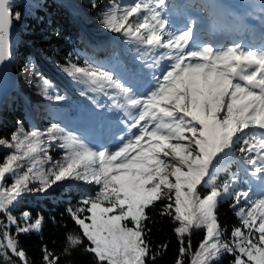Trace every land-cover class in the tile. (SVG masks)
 Masks as SVG:
<instances>
[{"label":"snow or ice","instance_id":"1","mask_svg":"<svg viewBox=\"0 0 264 264\" xmlns=\"http://www.w3.org/2000/svg\"><path fill=\"white\" fill-rule=\"evenodd\" d=\"M92 7L100 9L106 30L143 49L142 58L152 56L150 67L169 63L143 93L87 61L80 66L69 59L62 68L88 90L108 95L123 114L128 134L114 147H95L56 123L25 131L18 122L10 137L0 138L9 150L0 158V264H16L13 257L29 264L18 236L42 228V217L13 215L24 196L72 180L95 190L67 209L79 232L67 235L65 256L82 248L94 264H156L169 247L153 248L149 239L150 212L159 208L175 225V264H216L225 254L232 264H264V191L253 198L251 188L237 189L236 173L219 187L213 183L215 174L228 171L221 162L238 150L250 177L264 185V46L191 47L197 20L189 17L184 29L172 31L166 0L106 6L92 0ZM20 16L14 0H0V65L13 59L11 30ZM30 71H36L31 61L21 68L29 83ZM39 82L47 100L66 99L50 95L43 76ZM54 147L63 153L58 160ZM224 198L233 201L240 221L227 238L217 215ZM196 230L204 236L194 248ZM42 253V264H60L47 247Z\"/></svg>","mask_w":264,"mask_h":264},{"label":"trees","instance_id":"2","mask_svg":"<svg viewBox=\"0 0 264 264\" xmlns=\"http://www.w3.org/2000/svg\"><path fill=\"white\" fill-rule=\"evenodd\" d=\"M97 2L101 6H106L111 4L112 0H97ZM116 2L126 4L131 1L116 0ZM186 2L189 5L194 3L193 0H186ZM68 3H72L81 14H84V23L91 29L92 35L84 29L78 19L71 15ZM14 11L21 14L19 20H14L21 28V42L16 59L19 72L30 58L34 59L37 63V73L53 85V90L49 94H59L66 99L61 103L52 104L54 115L52 111L39 112L27 97L20 94L13 95L0 113V138L10 137L11 133L17 129L18 122H23L25 131L34 128L46 129L53 123L62 126L63 119L70 120L81 116L94 117L98 119L94 121L100 125L111 122L103 116L109 111L106 101L109 96L106 95L105 99L88 90L86 85L74 81L62 68L66 66L69 59L80 66L87 61L111 71L121 80L123 76L136 78L143 66L141 53L144 50L137 51V46L129 43L126 37L106 30L100 23V9L92 7V0H17L14 1ZM202 11L204 12L202 19L207 17L213 22H218L214 18L212 9L202 8ZM60 75L67 78L66 83L62 82ZM8 151L0 147V158ZM62 154L59 148L54 147L51 150L54 159H60ZM240 159L241 154L238 150H234L228 159L221 162V167H227L228 171L215 174L213 183L219 187L228 181L232 173H236L239 181L235 187L237 189L251 188L255 198L264 191V185L261 184L258 188L253 186L254 179L248 174L250 170L240 163ZM94 190L92 185L72 180L58 183L47 192L24 196L13 210V215L19 216L22 211H28L33 220L38 217L43 218L39 232L33 231L18 236L19 247L26 252L29 264H42L44 247L60 256V264H94L92 256L82 248L74 250L71 255L63 254L67 235L79 232L78 226L70 218L67 209L70 206L75 207L82 195ZM232 203L230 198H224L217 210L218 220L226 230L225 238L233 227L240 224ZM150 215L152 221L148 225L151 229L149 239L153 248L165 243L169 245L162 257L156 260V264H175L179 247L173 232L175 225L170 218L159 215V208L152 209ZM203 236V230L193 232L191 240L194 248ZM232 259L231 255L225 254L216 264H232ZM13 260L19 264L15 257Z\"/></svg>","mask_w":264,"mask_h":264},{"label":"rangeland","instance_id":"3","mask_svg":"<svg viewBox=\"0 0 264 264\" xmlns=\"http://www.w3.org/2000/svg\"><path fill=\"white\" fill-rule=\"evenodd\" d=\"M200 1H203V5L213 4L215 6L213 9L216 10V13L219 18L224 21L226 20L230 31H232L231 36H238L235 40H232V37H227L226 31L215 30L214 27L211 26L210 22L204 25L203 28H200L198 27L197 21L195 35L193 37L194 44L200 46L204 43H212L217 48H227L229 46H232L234 43H241L246 47L257 45L254 41L257 36L256 29L258 27L264 29V20L261 19V17L264 16V0ZM180 2L182 3L183 0H169L166 2L167 7L164 9L165 17L170 21V28L172 31H180L184 29L189 17L196 20L199 16V14L193 8L188 9L185 6L177 7L175 5L177 3L179 4ZM78 11L79 10H77V12ZM82 16L83 18L85 17L84 14H82ZM220 38H225L223 40V42H225V45H218L217 42L220 40ZM261 43L262 41L260 38V44ZM29 61L34 63L36 69L37 63L34 61V59L30 58L28 62ZM168 63V61H161L160 66L158 68H164L167 66ZM151 64L152 58H148L147 61H145V66L147 69L146 71L150 70L151 74H158V71L154 70L156 69L154 68V66H149ZM52 71L56 73L53 69ZM19 74L21 75V73ZM147 75L148 72H146L144 78L141 79V81H143L142 83H144L145 81L148 83ZM29 76L32 80L31 83H29V81L21 75L19 83L21 85V89L19 94L21 96L27 97L28 100L31 101L34 106H37V108L41 110V113L46 111H53V102L45 98L44 93L41 89L39 82L41 75L37 73V71H30ZM61 79L63 83L67 82L66 77L62 76ZM151 83L153 85L155 84L154 82ZM132 84L133 83H130V85L133 86L134 89L139 93H142L141 90L146 89V87H141V84L139 86L137 84ZM52 90L53 85L48 89V92L50 93ZM95 93L101 95V93ZM109 111L110 115L112 116L113 122L111 124H105L103 127H100L99 123L94 121L93 119L84 117H74L73 119H70L69 122L65 121L62 127H66L69 130L75 132L76 134L84 136L86 140L95 147H114L120 142L121 137H126L128 133L126 131V125H124L122 122L124 119L123 114L120 113L118 109L113 108L112 105H109ZM115 118L119 119L117 120ZM255 185L259 186L260 182L254 180V186Z\"/></svg>","mask_w":264,"mask_h":264},{"label":"water","instance_id":"4","mask_svg":"<svg viewBox=\"0 0 264 264\" xmlns=\"http://www.w3.org/2000/svg\"><path fill=\"white\" fill-rule=\"evenodd\" d=\"M21 29L17 27L16 23L13 21V27L11 30V40L13 46V59L6 62L4 65H0V112L8 96L18 89V74L16 72L17 58V46L20 42Z\"/></svg>","mask_w":264,"mask_h":264},{"label":"bare ground","instance_id":"5","mask_svg":"<svg viewBox=\"0 0 264 264\" xmlns=\"http://www.w3.org/2000/svg\"><path fill=\"white\" fill-rule=\"evenodd\" d=\"M264 45V44H263Z\"/></svg>","mask_w":264,"mask_h":264}]
</instances>
